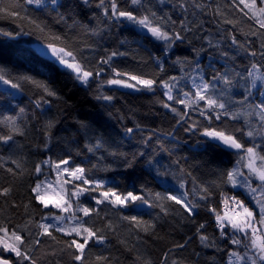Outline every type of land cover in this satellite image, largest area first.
<instances>
[{"label":"snow or ice","instance_id":"snow-or-ice-1","mask_svg":"<svg viewBox=\"0 0 264 264\" xmlns=\"http://www.w3.org/2000/svg\"><path fill=\"white\" fill-rule=\"evenodd\" d=\"M232 2L237 7L242 5L240 11L244 16L259 26L245 34L243 41L227 30L220 33L216 42L210 35L200 34L201 26L194 32L186 23L189 9H193L195 15V10L203 13L205 8L212 7L197 0H170V6L166 0H25L27 6L35 5L48 15L55 13L60 23L71 18L68 13L77 8L94 10L92 19H98L96 12H99L104 27L91 31L101 40L111 33L113 26L118 32L126 30L140 36L141 40L124 37L114 49L88 45L85 54L84 49L69 48L62 37L49 32L48 42L39 51L43 56L50 54L82 86L96 83L95 99L106 105L110 106L115 100L113 95L105 94L106 87L110 91L131 89L153 94L159 91L164 97L159 101L161 107L170 112L175 121L168 135L177 142L179 136L176 134L181 132L195 138L191 144L184 141L192 153L217 157L229 154L236 159L229 161L231 168H220L218 164L215 180L198 183L181 163L187 164L189 157L171 160L173 150L160 145V150L167 151L170 159L168 165H162L156 151L138 149L131 160L125 157L127 167L143 160L146 170L154 173L153 181H158L163 189L154 191L144 183L138 194L135 186L133 190L119 191L109 178L98 175V165L89 166L84 160L77 162L70 150L63 156L58 154L55 159L47 156L27 173L29 182L22 196L27 199L23 207L28 221L22 226L10 219L0 220V264H41L42 256L37 253L46 240L62 245L59 252L70 257L68 264H111L103 255H96L95 262L89 259L93 248L107 242L106 233H116L118 227L107 212L103 216L101 212L106 208L117 211L120 223L127 222L129 231L135 230L139 239L140 232L154 235L156 227L142 219V206L160 208L168 215L167 202L181 207L195 231L183 243L164 252L160 264H169L168 252L185 249L194 238L202 249L211 248L220 256V260L213 259L212 264H264V31H260L264 30V0ZM214 12L219 14L218 5ZM0 13L13 19L23 18L18 5L0 6ZM224 23L233 24V21L226 19ZM46 27H39V30L43 33ZM0 34L13 36L12 32L3 30ZM189 34H192L191 39ZM142 40L157 42L153 46L159 55L150 57L157 74L151 77L119 64L118 58L128 54V47L132 43L142 47ZM185 43L192 55H175L174 49ZM0 83L7 86L0 90V150L8 152L7 160L0 155V169L15 180L25 174L18 159L13 157L23 151L19 139L27 135L29 127L20 96L34 89L29 103L41 113L50 109L52 98L59 100L60 97L48 83L17 68L0 66ZM241 119V127H229ZM57 123L58 120L52 118L40 124L45 152L51 151ZM80 127L87 130L88 125L81 123ZM144 132L139 123L124 128L126 137L131 139L139 133L141 147L151 148L153 138L158 139L157 132L154 129L148 130L147 135ZM104 144L103 137H97L94 144L86 145L87 151H100ZM76 155H80L78 150ZM9 162L16 166L15 169L6 167ZM53 172L54 180L50 178ZM226 187L232 191L241 190L251 206L237 195H227ZM13 192L12 184L0 186V197L8 199ZM125 211L137 214H124ZM55 233L62 234L64 239H57ZM48 255L57 257L58 254L53 250L43 253V258ZM194 255L199 257V253ZM137 259L140 264H152L151 260ZM47 264L53 262L48 260ZM55 264L64 262L57 258ZM171 264L182 262L173 259Z\"/></svg>","mask_w":264,"mask_h":264},{"label":"trees","instance_id":"trees-1","mask_svg":"<svg viewBox=\"0 0 264 264\" xmlns=\"http://www.w3.org/2000/svg\"><path fill=\"white\" fill-rule=\"evenodd\" d=\"M197 2L205 5L211 4L212 7L205 8L203 13L195 10V15L192 14L193 9L190 8L186 23L193 28L194 32L197 26H201L200 34L210 35L213 42L220 39V33L224 30H227L229 34L236 35L240 41H243L245 34L250 33V30L259 29L254 21L244 16L243 12L240 11L243 6L237 7L232 0H197ZM166 3H169L170 6V0H166ZM8 5H18L23 18L13 19L0 13V30L13 33L12 37L0 34V66L17 68L21 72L35 76L37 80L48 83L51 88L58 92L60 99L52 98L50 109L41 113L39 109L29 103V97L35 91L34 89L26 90L20 96L21 106L26 108L29 127L27 135L19 139L20 144L23 145V151L18 152L13 158L18 159L21 167L25 170V174L13 180L10 175L5 173L4 169H0V186H8L9 184L14 186V192L10 198L0 197V220L7 221L10 219L15 224L22 226L28 221L29 217L23 207L27 203V199L22 196L29 182L27 173L34 170L35 165L42 159H46L47 156H52L55 159L58 154L63 156L69 150L77 162L84 160L88 162L89 166L98 165V175L109 178L118 186L119 191L133 190V186H135L138 194L141 185L144 183H147L148 187L154 191L163 190L158 181H153L154 173L150 174L146 170L143 160L135 163L133 167H127L125 157L131 160L132 154L138 149L148 152L156 151L159 154L157 158L160 159L162 165H168L170 159L167 151L160 150V145H163L164 149L173 150L171 160L185 156L189 157L187 164H184L183 161L181 163L191 171L192 177L198 183L215 180L218 164L220 168L232 167L229 161L234 162L236 159L234 156L222 154L217 157L192 153L185 146L184 141L191 144L195 142V138H190L181 132L176 134L179 136V142H177L173 136L168 135L173 131L175 121L172 114L161 107L159 101L163 100L164 97L159 91L155 94L124 89L110 91L106 87L104 89L105 94L115 97L110 106L106 105L95 99L98 94L96 83L91 84L90 87L82 86L67 69L55 60L41 55L33 47L34 43L46 44L48 42L46 37L49 32L62 37L63 42L69 48L77 51L84 49L85 54H87L88 45H102L114 49L118 46L120 39L128 37L129 40H141L140 36L126 30L118 32L116 27L113 26L109 35H104L102 40L99 39L93 35L91 29L99 30L104 27L100 20V13L96 12L98 19H92L94 10L87 8L75 9L74 12L68 13L71 18L64 23H60L57 22L55 13L48 15L38 10L35 5L27 6L25 0H0V6ZM217 5L219 6V14L214 12ZM60 11L65 12V9ZM165 11H167V8H165ZM226 19L232 20L233 24H225ZM37 25L39 27L46 25L45 32L42 33ZM16 33H19V35ZM189 38H192V34H189ZM249 39H255V37L249 36ZM141 42L143 46L139 48L136 43H132L127 49L128 54L118 58L119 64L120 67L129 68L134 73L151 77L157 74V67L150 58L152 54L159 55L157 48L153 46L157 42H149V40H142ZM228 43H230V40ZM194 44L199 46L196 41H194ZM258 44L259 41H257V46ZM120 50L125 51V48H120ZM174 53L180 56L192 55L186 43L178 49H174ZM204 62H207L206 55ZM241 63L248 64L249 62L241 61ZM125 96H131L135 101L142 98V96L147 97L151 109L157 114H153V117H158V119L163 117L165 124L163 122L160 129L153 128L152 124L154 123L143 126L136 117V111H131L125 107ZM130 116L133 117L134 123L131 122ZM52 118L58 120V123L53 130L51 151L45 152L44 137L40 131V124ZM81 123L88 125L87 130L80 127ZM136 123H139L145 129L144 135H147L150 129L156 130L158 139L153 138L151 148L141 147L139 133L131 139L125 136L124 128L134 127ZM242 125L243 120L241 119L239 123L230 124L229 127L238 128ZM97 137H103L105 144L100 151L89 153L86 145L94 144ZM77 150L80 155H76ZM0 155H3L7 160V151L0 150ZM220 161H223V163L220 164ZM6 167L15 169L16 166L9 162ZM17 171L19 172V169ZM50 178L55 179L54 172ZM188 187L191 188V180H189ZM224 190L229 196L237 195L240 199H245L244 194L239 189L232 191L230 187H226ZM218 199L219 195L217 194ZM92 203L94 204V202ZM167 203L168 215H164L160 208L148 209L147 206H142L140 209L142 219L155 224L156 227L154 235L140 232L139 239L135 236V230L129 231L127 222L120 223L117 211L111 208L104 209L101 215L103 216L107 212L113 223L118 227L116 233H106L107 242L102 247L93 248L89 259L95 262L96 255H103L109 258L111 264H140L137 257H141L143 260H151L152 264H160L164 252L177 243H183L186 237L192 235L195 231L194 226L188 223L181 207L175 205L174 202ZM245 203L251 206L249 200L245 199ZM13 204L19 205V207H14ZM101 207L103 208V206ZM124 214L135 215L137 213L136 211H125ZM35 218L38 220L39 216ZM206 218L210 219V217ZM197 219L199 220L201 217H197ZM29 227L32 226L29 225ZM55 235L59 240L64 239L62 234L55 233ZM121 241H125V243H121ZM60 247L62 245L46 240L41 251L37 253V255L42 256L41 264H47L48 260L55 264L57 258H62L64 264H68L70 257L67 254L60 253ZM53 250L57 251V257L48 255L43 258V253H51ZM194 253H199V257L197 258ZM173 259L181 261L182 264H212L213 259L219 261L220 256L211 248L202 249L199 241L194 238L185 249H174L168 252L169 264Z\"/></svg>","mask_w":264,"mask_h":264},{"label":"rangeland","instance_id":"rangeland-1","mask_svg":"<svg viewBox=\"0 0 264 264\" xmlns=\"http://www.w3.org/2000/svg\"><path fill=\"white\" fill-rule=\"evenodd\" d=\"M44 46H45V44H42V43H34L33 44V47L39 53H40L39 50L41 48H43ZM45 57L51 58V59L54 60V58H52L50 54L48 56H45ZM5 87H7V86L4 85V84H2V83H0V90H3ZM124 100H125V107L127 109L131 110V111H136V113H137L136 114V117L143 124V126L145 124L154 123V124H152L153 125L152 127L155 128V129H160V126H162L161 124L164 122L163 121V117L162 118H159V119H158V117H155V116L153 117V114H156V113L153 111V109H151L150 101L148 100L147 97L142 96V98H140L139 100L135 101V100L132 99L131 96H125V99ZM130 118H131L130 119L131 122L134 123L133 117L130 116ZM164 124H165V122H164Z\"/></svg>","mask_w":264,"mask_h":264},{"label":"water","instance_id":"water-1","mask_svg":"<svg viewBox=\"0 0 264 264\" xmlns=\"http://www.w3.org/2000/svg\"><path fill=\"white\" fill-rule=\"evenodd\" d=\"M124 90H131V89H124Z\"/></svg>","mask_w":264,"mask_h":264}]
</instances>
